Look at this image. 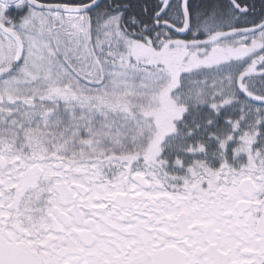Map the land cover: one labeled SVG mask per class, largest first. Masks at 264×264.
<instances>
[{
  "label": "snow or ice",
  "instance_id": "6c2138e0",
  "mask_svg": "<svg viewBox=\"0 0 264 264\" xmlns=\"http://www.w3.org/2000/svg\"><path fill=\"white\" fill-rule=\"evenodd\" d=\"M0 264H264V0H0Z\"/></svg>",
  "mask_w": 264,
  "mask_h": 264
}]
</instances>
